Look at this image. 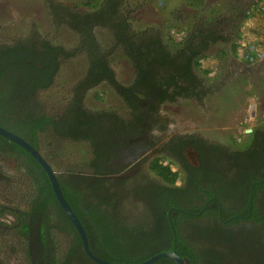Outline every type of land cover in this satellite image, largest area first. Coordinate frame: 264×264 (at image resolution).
Instances as JSON below:
<instances>
[{
    "label": "trees",
    "instance_id": "1",
    "mask_svg": "<svg viewBox=\"0 0 264 264\" xmlns=\"http://www.w3.org/2000/svg\"><path fill=\"white\" fill-rule=\"evenodd\" d=\"M47 1L55 26L71 29L79 44L68 48L37 26L0 44V125L25 138L55 171L45 153L52 139L88 144L90 157L57 176L92 250L119 264L143 263L168 251H177L191 264H264V131L252 132L254 140L243 150L200 134L164 138L169 128L161 110L165 104H202L210 95L207 78L198 70L213 47L229 42L238 54L228 22L194 16L179 41L171 34L176 24L166 32L135 28L124 0H79L74 6ZM182 1L207 6L205 0ZM253 3V10H260L264 0ZM101 28L113 38L109 49L96 34ZM121 49L135 71L128 85L119 81L112 65ZM79 56L88 60L86 76L73 88L68 105L49 115L40 92L55 84L65 61ZM103 83L123 99L129 118L86 107L87 94ZM143 142L159 145L149 168L160 182L146 174L120 176L124 168L112 167L123 149L136 150ZM191 148L198 154L197 165L189 159ZM10 167L28 177L30 192L19 201L0 198V227L14 229L26 241L33 264H97L42 165L0 135V185L14 186L7 176ZM182 177L184 185H179ZM11 217L14 221L7 222ZM154 264L175 262L165 257Z\"/></svg>",
    "mask_w": 264,
    "mask_h": 264
},
{
    "label": "rangeland",
    "instance_id": "2",
    "mask_svg": "<svg viewBox=\"0 0 264 264\" xmlns=\"http://www.w3.org/2000/svg\"><path fill=\"white\" fill-rule=\"evenodd\" d=\"M57 1L64 6L80 3L79 0ZM253 2L205 0L207 6L195 8L182 0H124L125 14L137 29L154 27L166 32L171 25L176 24L171 34L180 41L183 28L188 29L194 16L217 17L228 22L227 27L235 33V43H239L237 55L233 54L234 44L225 42L215 45L208 58L202 60L198 71L207 78L210 88V95L205 97L204 103L185 100L163 106L162 115L169 119L165 139L176 133L200 134L231 148L243 150L252 144V132L257 129L264 131V5L260 10H253ZM32 26H37L44 36L68 48L79 44L75 32L67 27L55 26L49 1L0 0V44L11 43L28 33ZM96 34L106 49L111 48L113 38L106 29H97ZM170 47L175 50V45ZM112 65L121 83L128 85L133 81L135 71L122 49L112 57ZM88 66L85 56L63 63L55 84L39 94L41 104L49 115L61 112L68 105L73 88L86 76ZM97 95L102 100H98ZM85 105L91 111L116 112L122 118L130 116L123 99L107 83L91 90L85 98ZM247 130L252 132L247 133ZM158 146L151 147L143 142L136 150L123 149L112 167L124 168L120 176L146 174L150 179L160 182L161 179L149 168L151 159L158 153ZM45 153L55 165L56 172L64 173L68 167L86 161L91 151L86 143L52 139L50 146L46 145ZM188 156L193 164H198L195 149H189ZM10 168L7 176L14 186L4 183L0 185V198L6 195L12 201L27 198L30 180ZM174 170L181 173L177 166ZM178 184L184 185L183 177ZM13 221L12 217L7 218V222ZM58 247L63 249V245L58 244ZM0 259L4 264H33L28 256L26 241L12 228L0 227Z\"/></svg>",
    "mask_w": 264,
    "mask_h": 264
},
{
    "label": "water",
    "instance_id": "3",
    "mask_svg": "<svg viewBox=\"0 0 264 264\" xmlns=\"http://www.w3.org/2000/svg\"><path fill=\"white\" fill-rule=\"evenodd\" d=\"M251 132H252L251 130H247V133H251ZM0 135L22 146L31 155H33L34 158H36V160L42 165V167L47 172L50 178L52 187L54 189V192L57 196V199L61 207L63 208L67 216L70 218V220L74 224L78 233L80 234L83 245H84V249L87 255L89 256V258L92 259L97 264H119V263H112V262L101 259L92 250L90 239L86 231V228L84 227V225L82 224V222L80 221V219L78 218V216L76 215V213L74 212L70 204L68 203L62 191V188H61L58 176H57V172L53 169L50 163L43 157L41 152L38 151L35 147H33L25 138L9 131L8 129L4 128L1 125H0ZM165 257H170L175 262V264H191L189 259L181 257L177 251H168V252L158 254L152 257L151 259H149L148 261H145L139 264H154L161 258H165Z\"/></svg>",
    "mask_w": 264,
    "mask_h": 264
}]
</instances>
